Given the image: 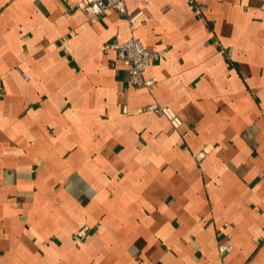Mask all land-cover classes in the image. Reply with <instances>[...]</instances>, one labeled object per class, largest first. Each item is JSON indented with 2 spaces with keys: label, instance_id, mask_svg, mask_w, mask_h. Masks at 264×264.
Segmentation results:
<instances>
[{
  "label": "crops",
  "instance_id": "obj_1",
  "mask_svg": "<svg viewBox=\"0 0 264 264\" xmlns=\"http://www.w3.org/2000/svg\"><path fill=\"white\" fill-rule=\"evenodd\" d=\"M79 1L0 0V264H264V0Z\"/></svg>",
  "mask_w": 264,
  "mask_h": 264
},
{
  "label": "built area",
  "instance_id": "obj_2",
  "mask_svg": "<svg viewBox=\"0 0 264 264\" xmlns=\"http://www.w3.org/2000/svg\"><path fill=\"white\" fill-rule=\"evenodd\" d=\"M77 7L88 17V19H94L104 15L109 10H115L118 13L124 14L127 17L129 27L131 29L135 26V21L142 14V9L138 8L134 13H129L126 7V0H80L77 3ZM199 13V8L196 9ZM113 48L116 51V55L121 60H126L130 63L128 73V85L142 87L149 86L154 83V78H145L144 72L150 65V63L157 56V52L148 50L145 45L136 37L131 36L124 41H113L105 44L104 49ZM145 109L161 112L167 119L172 129L176 130L182 125L181 118L171 108L166 106L149 105ZM124 112H128L129 109L126 105L122 106ZM206 150L200 149L197 153V157L205 155ZM90 228L87 225L82 226L73 234V239L77 243H81L85 238ZM232 248L231 243L224 242L220 251L224 254ZM222 264H226L222 261Z\"/></svg>",
  "mask_w": 264,
  "mask_h": 264
}]
</instances>
